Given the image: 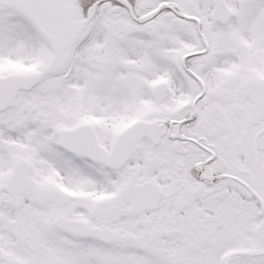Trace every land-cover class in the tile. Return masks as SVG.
Wrapping results in <instances>:
<instances>
[{
  "label": "snow or ice",
  "instance_id": "obj_1",
  "mask_svg": "<svg viewBox=\"0 0 264 264\" xmlns=\"http://www.w3.org/2000/svg\"><path fill=\"white\" fill-rule=\"evenodd\" d=\"M0 264H264V0H0Z\"/></svg>",
  "mask_w": 264,
  "mask_h": 264
}]
</instances>
